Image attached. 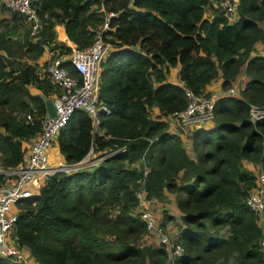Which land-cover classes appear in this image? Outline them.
<instances>
[{
    "label": "trees",
    "instance_id": "trees-1",
    "mask_svg": "<svg viewBox=\"0 0 264 264\" xmlns=\"http://www.w3.org/2000/svg\"><path fill=\"white\" fill-rule=\"evenodd\" d=\"M209 1H33L40 26L36 40L26 45L35 55L45 46L68 50L63 33L75 47L90 45L113 13L102 31L112 45L101 63L99 99L111 107L101 122L103 134L92 132L88 113L76 111L57 145L66 162L80 160L91 145L95 150L124 147L92 170L52 174L37 194L17 202L12 236L39 264L164 263L163 246L141 242L146 230L137 207L141 187L147 199L166 190L177 194L183 223L177 264H214L219 256L237 264H264L262 229L246 203L256 175L242 163L246 158L264 168V119L252 121L249 115V103L264 107V54H253L264 40V0H237L232 19L217 10L206 16ZM11 18L2 20L5 29L0 30L2 168L23 161L22 141L41 130L40 117L56 89L35 64L5 69V53L14 54L17 42L10 38L18 35L17 19H25L18 12ZM176 66L178 81L167 80ZM241 66L251 75L243 96L217 100L214 113L223 118L191 131V157L182 137L170 131L167 115L186 107L187 89L206 94L218 77L221 86L229 85ZM28 86L40 92L31 93ZM15 99V108L8 110ZM29 112L32 120L26 118ZM0 264L19 263L0 256Z\"/></svg>",
    "mask_w": 264,
    "mask_h": 264
},
{
    "label": "built area",
    "instance_id": "built-area-1",
    "mask_svg": "<svg viewBox=\"0 0 264 264\" xmlns=\"http://www.w3.org/2000/svg\"><path fill=\"white\" fill-rule=\"evenodd\" d=\"M0 1L12 12L22 14L34 30L40 26L39 16L33 5L34 0ZM236 4L237 0H223L217 2L215 6L218 12H223L232 19L236 12ZM112 14L110 12L107 16ZM107 16L102 30L97 32L93 42L84 48L75 47L66 35L60 38L68 50L44 47L45 61L40 71H37L48 78L56 88L51 100L54 114L46 112L40 117L41 130L30 138L32 143L28 139L22 141L24 142L23 161L15 167L0 169V175H2L0 179V256L12 257L19 264L39 263L30 253L25 252L23 246H18L12 236V228L19 212L17 202L37 194L46 179L56 172L92 170L118 150L124 149V147H116L106 153L109 149L95 150L91 145L80 160L64 164V157L62 159L58 146H55L60 131L76 111L82 110L88 113L92 132L103 134L101 122L111 113V107L99 99L101 63L112 49L111 43L104 40L102 35V31L108 27ZM240 81L243 89L246 85L242 78H237L228 88L213 90L209 94H196L187 89L186 107L170 113L167 119L185 127L207 124L213 117L214 106L218 99L223 96L239 97L237 85ZM249 115L252 121L264 119V107L249 103ZM26 118L32 120V114L27 113ZM54 157L56 159L52 161ZM147 170L146 168L145 173ZM136 196L147 233L159 236V241L166 251L167 260L181 255L183 247L180 244L169 239L165 234L157 233L153 213L146 209V199L142 197L146 196L144 187L138 189ZM246 203L257 216V223L260 224L263 233L260 245L264 248V172L257 174L255 186L246 196ZM143 204L146 208L142 207Z\"/></svg>",
    "mask_w": 264,
    "mask_h": 264
},
{
    "label": "rangeland",
    "instance_id": "rangeland-1",
    "mask_svg": "<svg viewBox=\"0 0 264 264\" xmlns=\"http://www.w3.org/2000/svg\"><path fill=\"white\" fill-rule=\"evenodd\" d=\"M223 0H214L213 3L217 4V2H220ZM216 10H218V8L213 9L211 7H207L206 11H205V15L211 16L213 13L216 12ZM7 12L9 16H12V12L11 10L7 9L4 4L0 1V12ZM2 18V17H1ZM4 19V23L8 22L10 23V21L7 18H3ZM3 19H0V30L5 29L4 23H3ZM12 20V18H11ZM106 21V18H105ZM104 21V22H105ZM18 35L17 34H13L11 38V40L16 42V45L13 47L14 49V54H9L7 51V53H5L4 58H8V62H5V69L9 70L10 67H15L18 68L20 67V64H27V63H31V64H35L37 70L40 71L41 66L44 64L45 61V55L44 52L42 54L39 55H35L34 52L32 50L28 49V46L26 45V40L31 39L32 41L36 40L35 34L38 32V30H34L32 26H30V24L26 21V19H24V21L21 23V20H18ZM262 25V27L264 28V23L260 24ZM28 33V35L26 34ZM29 36V38H28ZM112 50V49H111ZM110 50V51H111ZM255 51V52H254ZM253 51V54L257 53V54H264L261 52H264V40L258 42L255 46V50ZM2 58V57H1ZM9 61H11V63H9ZM176 77H178V73L175 74ZM236 78L234 79V82L236 81L237 78H242V80H245V85L246 82L248 80V78L251 76L249 74L246 73V70L243 66H241L240 71L236 74ZM43 76V75H42ZM244 78V79H243ZM218 82L217 85H214V87L212 89H209V91L206 92V94L212 93L213 90H218L220 88L225 89L228 88L229 86H231L234 82H232L229 85L226 86H221V78L218 77L216 79H214V83ZM240 84V86H239ZM237 85V89L239 90V97H242V82L240 81ZM220 85V86H219ZM245 87V86H244ZM27 90H29L31 93H39L40 90L37 89L35 86H28ZM56 89L53 91L55 92ZM53 95L54 93L47 99L52 100L53 99ZM15 97H17L15 95ZM19 98H24L23 95H20ZM15 100H12L11 103L9 105H7V109L11 110L15 108ZM157 111H153L152 115L153 117L156 116ZM167 118V117H166ZM223 118V115H216L215 113L213 114V117L211 118L210 121L207 122V127L212 126L213 124L217 123L219 119ZM168 123H169V129L171 132L173 133H177L182 137V141L184 143V146L187 150V152L189 153V155L191 157L195 156V152L193 150L192 147V143H191V131L195 130L198 127H202L200 126H194V127H188V126H181V125H177L175 124V122L170 121V119H168ZM204 125V124H203ZM188 128V129H187ZM190 128V129H189ZM186 130V131H185ZM28 141L30 143H32V139H28ZM116 148V147H113ZM110 152L109 150H106V153ZM55 157L52 159V161H55ZM142 159V158H141ZM141 159L138 160L139 162H141ZM243 167L248 168V170H250L251 172L255 173L256 177L257 174H259L260 172H264V168L262 167V164L260 163H256L253 160L250 159H246L244 158L243 161ZM64 164H68V162L64 161ZM137 164V162L135 163ZM153 164V162H152ZM133 165V164H132ZM2 168L1 166V155H0V169ZM144 168H149V165L147 162H145V166ZM177 194L175 192H170L168 190H166L165 192L163 191L162 194L160 196H152L151 198H145L144 196H142L144 199H146L145 203H147V208L144 206V204L142 205V207L150 210L153 213V216L155 218V222H156V231L157 233H162L165 234L169 239L174 240L175 242H177L178 244H180L181 246H183L182 242L179 241V239L177 238V234L179 231V226H181L183 223L181 221L180 218V212L176 207V196ZM139 203V202H138ZM140 204V203H139ZM137 207H140L137 205ZM115 211V210H114ZM135 211L137 212V209H135ZM134 211V212H135ZM259 222V220H258ZM260 225V224H259ZM157 234L154 233H147V230H145L143 237H142V243L144 245L150 244L153 247H158V246H162L161 242L159 241V236ZM176 258V257H175ZM175 258L172 260H165L164 263L162 264H177ZM145 264H151L149 261H146ZM214 264H237L234 259L232 257H230L229 259L225 260L223 258V256H219L217 257V259H215V263Z\"/></svg>",
    "mask_w": 264,
    "mask_h": 264
},
{
    "label": "crops",
    "instance_id": "crops-1",
    "mask_svg": "<svg viewBox=\"0 0 264 264\" xmlns=\"http://www.w3.org/2000/svg\"><path fill=\"white\" fill-rule=\"evenodd\" d=\"M210 4V6H213L212 8L213 9H215L216 8V6H215V4L213 3V0H211V3H209ZM209 6V7H210ZM217 9V8H216ZM207 13V12H206ZM205 13V14H206ZM214 14V13H213ZM212 14V15H213ZM212 15L211 16H209V17H212ZM206 16H208V15H206ZM2 17V18H1ZM3 18H7L9 21H10V19H11V16H9L8 15V13L7 12H0V19H3ZM61 34V33H60ZM64 35H65V33H63ZM61 37V36H60ZM0 53H3L4 54V51H0ZM178 70H179V67L178 66H176V67H172V68H170V71H169V73L167 74V80H172V81H174V82H176V81H178V77H176V73H178ZM217 83L218 82H215L214 83V80L209 84V87H208V89H212L213 87H214V85H217ZM220 86V85H219ZM155 111H157V109H155ZM207 124L205 123L204 125H202V126H206ZM192 128V127H191ZM188 129V128H187ZM190 129V128H189ZM186 131V130H185ZM22 145H24V142H22ZM55 146H58L57 145V141H56V143H55ZM61 156H62V154H61ZM62 159H63V156H62ZM16 208H17V206H15ZM260 223V222H259ZM23 249L25 250V252L26 253H29V249L27 248V247H24L23 246Z\"/></svg>",
    "mask_w": 264,
    "mask_h": 264
},
{
    "label": "water",
    "instance_id": "water-1",
    "mask_svg": "<svg viewBox=\"0 0 264 264\" xmlns=\"http://www.w3.org/2000/svg\"><path fill=\"white\" fill-rule=\"evenodd\" d=\"M209 3H211V0L209 1ZM46 104H47V111H48V113L54 114V108L52 106L51 100H47L46 101Z\"/></svg>",
    "mask_w": 264,
    "mask_h": 264
}]
</instances>
